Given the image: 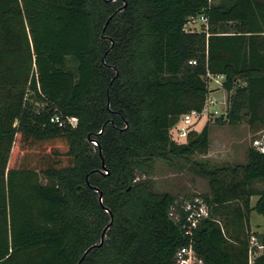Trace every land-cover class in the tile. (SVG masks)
<instances>
[{
    "label": "trees",
    "instance_id": "1",
    "mask_svg": "<svg viewBox=\"0 0 264 264\" xmlns=\"http://www.w3.org/2000/svg\"><path fill=\"white\" fill-rule=\"evenodd\" d=\"M200 16L201 31L184 29ZM206 68L231 92L214 122L264 131V0H0V264H78L106 226L80 264H173L187 202L135 180L206 152L207 124L184 143L169 136L201 111ZM204 175L197 256L248 264L254 237L251 264H264L249 224L264 216V153L250 146L243 166Z\"/></svg>",
    "mask_w": 264,
    "mask_h": 264
},
{
    "label": "rangeland",
    "instance_id": "2",
    "mask_svg": "<svg viewBox=\"0 0 264 264\" xmlns=\"http://www.w3.org/2000/svg\"><path fill=\"white\" fill-rule=\"evenodd\" d=\"M202 21L193 18L184 27L186 31H200ZM30 95V94H29ZM203 122L195 128L200 132ZM208 134V147L205 153H196L183 159H174L170 162L158 159L149 164V168L144 173H138L136 182L145 181L149 184L151 191L155 193H168L176 200L189 202L209 192L208 177L204 175L206 171L223 165L235 166L244 165L246 162V151L253 146L255 139L264 137V131L254 133L246 122L241 121L236 125L224 123L218 125L214 119L206 121ZM172 130H169V136ZM240 171L236 177H238ZM42 184L46 183L40 177ZM257 189L262 188V184H256ZM258 197H251L250 205L254 206ZM249 224L256 231L264 233V216L251 212ZM259 226V227H257Z\"/></svg>",
    "mask_w": 264,
    "mask_h": 264
},
{
    "label": "built area",
    "instance_id": "3",
    "mask_svg": "<svg viewBox=\"0 0 264 264\" xmlns=\"http://www.w3.org/2000/svg\"><path fill=\"white\" fill-rule=\"evenodd\" d=\"M197 19L202 21V26H206V18L200 16ZM189 64L195 65V61H190ZM204 79L207 84V94L205 96L201 111H191L180 116L178 122L172 128H170L172 130V132L170 133V139L175 143H184L188 134L190 132L196 131L195 127L201 122L205 124L209 119L215 120L216 118L220 117L224 118L228 114L229 95L231 94V92L227 91L224 86V82L226 81L225 75H213L206 68ZM49 121L52 124H56L58 127L68 125L73 128L77 124L76 118L61 119L59 116H53ZM252 147L254 148V150L260 153H264V137H262L261 139H255ZM183 211L186 214L187 223L183 234L189 240L186 245L179 247L175 251L173 255V264H205L203 259L198 257L195 253L191 236L193 230L197 228L199 223L203 219L209 217L208 208L202 203L201 200L195 198L193 199V201L185 203V205L183 206ZM169 217L173 221L178 220V214L173 210H170ZM259 246L260 245L256 242V239L254 237H251L247 252L248 264L252 263L253 249Z\"/></svg>",
    "mask_w": 264,
    "mask_h": 264
},
{
    "label": "water",
    "instance_id": "4",
    "mask_svg": "<svg viewBox=\"0 0 264 264\" xmlns=\"http://www.w3.org/2000/svg\"><path fill=\"white\" fill-rule=\"evenodd\" d=\"M92 143H94V142H92ZM99 199H100V197H99ZM100 200H101V199H100ZM107 229H108V226H106L105 229L102 231V233H101V237H100V242H99L98 244L94 245L93 247L89 248L87 251H85L84 254H83V256L81 257L80 261L78 262V264H80L81 260L85 257V255H86V254H87L92 248H94V247H100V246L102 245V242H103V240H104V234H105V232H106Z\"/></svg>",
    "mask_w": 264,
    "mask_h": 264
},
{
    "label": "crops",
    "instance_id": "5",
    "mask_svg": "<svg viewBox=\"0 0 264 264\" xmlns=\"http://www.w3.org/2000/svg\"><path fill=\"white\" fill-rule=\"evenodd\" d=\"M251 207H253V206H251ZM257 227H259V226H257ZM250 230L252 233H256V235L264 234V233H260V232L256 231L254 228H252L251 225H250ZM261 249H262V247H260V246L253 249V258H255L256 256H258L261 253Z\"/></svg>",
    "mask_w": 264,
    "mask_h": 264
}]
</instances>
